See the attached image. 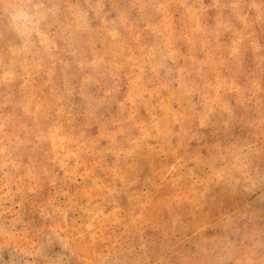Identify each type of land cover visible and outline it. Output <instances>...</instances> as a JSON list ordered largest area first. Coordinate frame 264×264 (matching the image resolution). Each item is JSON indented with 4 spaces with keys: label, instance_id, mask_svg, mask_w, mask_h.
Wrapping results in <instances>:
<instances>
[{
    "label": "rangeland",
    "instance_id": "rangeland-1",
    "mask_svg": "<svg viewBox=\"0 0 264 264\" xmlns=\"http://www.w3.org/2000/svg\"><path fill=\"white\" fill-rule=\"evenodd\" d=\"M186 4L194 15L176 10L177 30L201 27L213 37L211 49L198 43L197 58L210 62L192 80H215L211 61L227 59L239 42V60L223 73L239 89L223 90L231 112L218 109L208 126L193 127L197 139L181 144L179 124L167 138L148 132L151 117L140 107L115 143L107 133L116 125L83 128L85 141L99 143L68 161L72 174L43 154L38 180L26 169L0 171V264H264V0ZM178 47L190 54L186 41ZM194 103L200 110L201 98ZM119 119L117 109L103 114L105 122Z\"/></svg>",
    "mask_w": 264,
    "mask_h": 264
},
{
    "label": "clouds",
    "instance_id": "clouds-1",
    "mask_svg": "<svg viewBox=\"0 0 264 264\" xmlns=\"http://www.w3.org/2000/svg\"><path fill=\"white\" fill-rule=\"evenodd\" d=\"M178 9L194 15L186 0H0V171L5 177L26 169L38 180L35 165L41 154L72 174L68 161L79 162L83 151L99 143V138L85 141L83 128L98 125L107 132L109 124L116 125L107 133L115 143L135 123L140 107L151 117L148 132L167 138L170 125L179 124L181 144L197 139L193 127L208 126L218 109L230 113L223 90L239 89L223 73L229 62L239 60V42L227 59L211 61L215 80L197 83L193 73L202 75L210 62L197 58L198 43L203 40L211 49L213 37L201 27L179 32ZM180 40L190 54L178 47ZM195 97L201 98L200 110ZM173 101L183 111L173 110ZM77 104L79 113L74 112ZM110 109L118 110L119 120H103ZM230 174V169L214 172Z\"/></svg>",
    "mask_w": 264,
    "mask_h": 264
}]
</instances>
